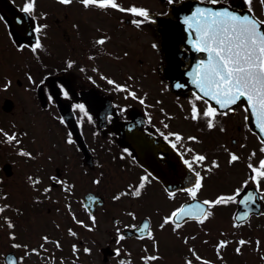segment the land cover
Listing matches in <instances>:
<instances>
[{
	"label": "flooded vegetation",
	"instance_id": "af4514ba",
	"mask_svg": "<svg viewBox=\"0 0 264 264\" xmlns=\"http://www.w3.org/2000/svg\"><path fill=\"white\" fill-rule=\"evenodd\" d=\"M181 1L172 0L170 3L169 0H118L125 7L136 4L147 7L150 10L153 19H145L144 23L137 26L132 23V20L136 17L116 9L85 8L80 3V0H73V3L68 6L61 4L60 0H38L40 11H46L49 14L46 19L40 17V22L46 23L49 27L45 30L47 34L42 36L45 48L39 50V58L37 56L32 57L43 65V72L39 74L31 71V73L38 83L39 80L45 79L48 72H51V76H47L46 83L42 86L43 92L39 87L30 84L27 77L29 72L25 71L23 63H16L17 59L21 60V51L14 53L15 56L13 57L11 36L6 23L3 19H0V53L3 55V59H0V65L2 64L3 68L6 69L5 73L0 74V96H2L0 112L3 111L2 106L5 101V99L3 101V98L12 100L13 106L11 105V108L14 107V110L16 109L15 98L20 101V104L25 103L23 107H27L32 101H26L24 95L27 92H31L37 105L36 109L40 114V139L26 140L27 136L24 139L25 135H23L19 137L22 143L18 145V147H25L32 151L35 158L29 159L22 156L18 154L17 149L11 150L6 148V145L3 146L2 143L3 148H5L4 156L6 158L2 164H8L6 171L10 180H14L12 179L13 176H26L25 198L28 201L23 205L30 210L32 215L40 219L46 217L48 220V216L51 215V208L45 205L53 204L59 206L60 200L65 201V198L70 197L72 200L71 206L77 207L76 210L73 211L71 209V211L75 213L77 218L83 216L82 219H78L83 220L85 224H87L88 219V224L91 225V228L87 229L85 226L75 224L69 210H66V217L70 216L71 221L65 220L66 226L48 228L49 233L68 236L67 230L72 228L76 233L83 232L87 237V231L92 234L102 223V221L99 222L98 215L104 214L110 218L104 219L105 225L110 226L104 229V236H107L108 239L103 245L96 241L99 254H92V251L90 253L85 252V257L88 259L87 264H111L112 261L114 264H119V261L123 260L121 255L125 250L129 251L127 244L141 239L135 236L125 237L118 243L116 229L120 228L121 232H124L125 229H129L128 225H137L146 217L152 228L156 221L150 216L153 213L147 210L144 213H140L137 205L139 203H143V206L148 204L151 195H155V192L162 194L164 200L170 204L166 211H162L159 207L155 208V214L161 219L165 215H169L174 208L191 198L184 191H175V187H172L175 188V198L170 197L168 193L171 189H167L162 180L157 177L158 175L167 177L170 182L169 187L173 186L168 174H171L172 168L176 170L180 163L181 168L185 166L180 157V152L184 151L180 147L181 143L185 146H191L198 152L205 153L207 155L206 163H210L212 159H218L220 167L214 168L212 171L197 166V169L204 175V192L210 186H215L213 189L216 188L214 189L215 193H212V198H215L219 193H225L226 190H230V193L233 192L237 187L235 186L237 181L239 180L240 184L250 175L248 168L249 157H251V162L257 166L259 165V160L264 158V151H261L264 148V144L259 141L248 126L245 127L247 125L246 112L241 105L234 108V114L229 112L227 116H218L219 123L214 128L209 129L203 119L197 122L185 118L190 112L189 98L195 95L194 92L176 94L170 91L166 81V73L164 72L168 66L166 53L174 64L181 69H184L190 63L193 53L184 43L179 41L170 43L167 50L161 46L160 33L163 30L161 20L175 21V15L184 11L180 6ZM2 3L0 1V4ZM23 3L24 0H19L20 6ZM43 4H48L49 8L45 9ZM260 11L262 12V8ZM100 36L109 37L102 46L95 43ZM154 43L157 47H153ZM126 53L127 55H125ZM49 56H52V63L58 66L53 68V64H48ZM196 56L198 59L202 58L201 53L196 52ZM69 58L76 61V64L71 68H68L66 64ZM13 61L15 62L13 63ZM85 61H87V85L81 82L82 79H85V74L75 69L78 65H84ZM6 65H8V68H6ZM45 65H47V68H45ZM12 66H16L21 72L12 73ZM57 69L59 70L57 71ZM97 69L98 71H96ZM101 73L116 79L118 82H126L130 85L132 80L129 81V76L134 77L133 81L140 80V78L146 81L147 89L144 91L139 87L137 92L138 95H143L145 92L148 94L147 103L141 104L131 98L126 99L122 92L116 90L113 85L103 79L100 75ZM89 76L94 79H88ZM56 78L59 79L56 80ZM9 79L11 80V86L8 89H4L2 86ZM155 80L159 82L158 84L154 83L155 86H158L157 91L169 94L170 99L165 101L164 97L152 94L153 90L148 83ZM59 83H65L66 88L69 90L74 89L77 93L92 88L103 96L109 97L114 103L119 120H127L131 110H138L145 119V130L155 137L164 139L161 133L167 131L183 133L184 139L177 144L180 152L173 149L165 139L149 140L146 143H139L136 140V149L140 155L148 158L149 169H146L136 159L131 148L122 141L115 140L114 135L106 127H97L94 119L88 120L84 113L72 109L71 105L73 103L80 102L75 99L78 95H72L70 92V97H64L59 94L57 92ZM110 88L112 89L111 91H109ZM150 91L151 95H149ZM49 93L53 95L54 102L46 100ZM59 102L66 103L71 107L83 140H76L73 137L74 143L69 144L66 142V134L69 129L66 123H61L58 119L61 116L57 104ZM197 102L201 109L208 104L206 100ZM125 104L128 107L121 113L118 106ZM180 105H183V107ZM161 109L165 111H161ZM23 110L26 111L28 109L23 108ZM149 116L152 117L151 122H149ZM107 117L106 122L108 124L111 118L108 119ZM1 122L2 115H0ZM165 123L169 125L168 129H164L163 125ZM221 127L225 130L222 131ZM5 129L8 128L5 127ZM22 132L26 133L25 131ZM190 135L199 137V140L188 141L187 137ZM169 139L172 138L169 137ZM124 148H128L130 154L122 155ZM225 148L237 152L240 159L233 164H229V152ZM253 150H255V155H253ZM189 154L186 152L185 156ZM133 156H135V160L132 158ZM20 167H23L21 175L17 174V172H20ZM237 171L240 172L237 175V180L232 179L230 184L227 183L228 179L225 182L220 179L224 174L230 173L232 175L233 173L236 174ZM145 172L152 173V177L150 182H146L141 197L124 195L117 200H113L112 197L116 193L123 192L126 189H124L123 184H120L119 188L109 194L104 193V188L108 187L109 182L122 180L121 182L123 183L125 177L126 186L129 183L134 186L137 185L139 177ZM87 174L91 177L89 179L90 188H87ZM30 175L33 178L36 176L42 178L36 185V188L40 189V191H36L28 181L27 177ZM52 175H57L61 179L67 178L70 185L74 184V188L70 192L64 190L62 184L49 179ZM98 176H100L99 184L94 183ZM212 176L219 179H213ZM15 180L16 182L20 181V179ZM10 182L13 183L12 181ZM49 184H52L53 188L50 194H44L42 190ZM247 188L254 187L250 183ZM88 194L90 196H87ZM37 195L41 196L40 202L34 199ZM93 196L98 197V199H90ZM108 196L110 197L108 198ZM123 197L129 201L130 206L125 208L123 206L124 210L118 216H115L114 212L111 213L110 207L107 208V205L121 209ZM198 198L200 197L198 196ZM238 199L239 197L237 201ZM237 201L228 204L236 206ZM261 205L262 211L259 218L264 222V202H261ZM44 209L46 212H43ZM133 212L136 214L135 217L130 214ZM90 214L96 216L97 220L95 223L91 221ZM117 220L120 221L119 224L116 223ZM54 223H56L55 226L59 224L58 220H54ZM117 247L121 248L119 255L115 253ZM8 252H12L15 255L16 264H25V259L21 261L19 258L21 256L26 257L24 254V252H27L26 249H8L6 253ZM89 257H92V263Z\"/></svg>",
	"mask_w": 264,
	"mask_h": 264
},
{
	"label": "snow or ice",
	"instance_id": "6c2138e0",
	"mask_svg": "<svg viewBox=\"0 0 264 264\" xmlns=\"http://www.w3.org/2000/svg\"><path fill=\"white\" fill-rule=\"evenodd\" d=\"M15 3V0H12ZM171 3L172 0H169ZM261 4L264 5V0H260ZM60 3L68 6L73 3V0H60ZM80 3L85 8H99L107 10L109 8L116 9L125 13L131 14L136 17L132 20L133 24L139 26L144 23V20H152L150 10L147 7L139 6L136 4L129 5L127 7L123 6L118 0H80ZM213 6H203L201 3H196L192 7L188 14L181 17L184 25L188 31V43L197 52L202 54V58L197 59L193 65L190 66V71L187 72V77L190 78L191 86H194L195 95L189 98L190 112L185 117L186 119H191L193 121H199L201 119L205 120L207 127L209 129L214 128L216 124L219 123L218 116H227L229 112H233L234 108L232 106L238 105L243 102L246 104V111L255 117L256 127L261 133H264V19L255 15L251 9L253 8L252 0H246V6L249 11L240 12L231 7L228 4V0H224L223 6H221V0H210ZM21 8V11L29 16L32 23L29 25L32 32V39L27 43H20L14 41L16 49L18 51H24L25 48L29 49L33 55L39 58V50L44 49L45 45L42 40V36L46 35V29L49 27L46 23L40 22V17L46 19L48 17V12L38 11L39 2L38 0H24L22 6L17 5ZM143 18V19H140ZM0 19H3L0 16ZM109 39L107 36H100L96 39L95 43L98 45H104V43ZM153 47H157L154 43ZM127 55V53L125 54ZM67 67L71 68L76 61L69 58L66 61ZM47 68V65H45ZM59 69H57L58 71ZM98 71V69L96 70ZM104 80H106L110 85H113L116 90L122 92L125 98H131L133 100L139 101L141 104L147 103V93L143 95H138L137 86L134 84L121 83L114 78H110L103 73L100 74ZM47 76H51V72L47 73ZM41 79L37 83L35 77L31 72L27 73L28 80L31 85L39 87L43 92V85L46 83V79ZM183 78V74H182ZM59 78H56L58 80ZM88 79L93 80L94 78L89 76ZM129 80H133L134 77L129 76ZM11 86V80H7L3 84L4 89H8ZM182 85L179 80H177L175 87L181 88ZM112 89L110 88L109 91ZM57 92L62 94L64 97H70L71 93L68 88L65 87V83H59ZM210 98L211 101L215 102V106L212 103H208L207 106L201 109L198 106L197 101H205ZM47 101L54 102L53 95L51 93L46 97ZM158 103H160L158 101ZM183 107V105H180ZM72 109L79 110L84 113L88 120H93L92 114L88 111L85 103H73L71 105ZM121 113L124 109L128 107L127 104L118 106ZM227 109L228 111H224ZM161 111H165L161 109ZM112 113L108 114V119H110ZM126 118V117H125ZM61 123H65V117L61 115L58 117ZM149 122H151L152 117H148ZM247 119V116L245 117ZM164 129H168L169 125L165 123L163 125ZM247 127V125H245ZM221 130H225L221 127ZM0 134L5 138L4 143L9 145L18 146L22 143L20 136L26 133L20 132H10L5 130V128L0 127ZM163 138L172 146L180 152L177 148L178 142L184 139V135L181 132H162ZM171 137L172 139H169ZM188 141H197L199 137L188 136ZM66 142L69 144L74 143V138L71 132L66 134ZM261 143L264 144V137L261 138ZM180 147L184 149L180 152V157L182 158L183 164L186 169L189 170V177L187 178L188 187L178 188L175 191H184L190 197L192 202H185L180 204L178 207L174 208L169 215L163 217L162 222L159 224V228L163 230L169 223L173 226V231H177L181 228L182 223H186L185 218H194L199 223L203 224L207 218L212 216L214 213L211 211V206L219 204H228L231 202H236L237 198L243 194L242 198L239 199V204L244 205L245 208L251 210L252 205H254L259 199L264 202V158L259 160V165H255L251 162V157H249L248 168L250 170V175L244 179L240 186H237L235 190L231 193H219L215 198H205L200 200L198 198V192L203 188L204 175L197 169V166L208 171H212L214 168H219L220 164L218 159H212L210 163H206L207 155L202 152L196 151L191 146H185L183 143ZM229 152L228 163L233 164L240 159L237 152L225 148ZM18 154L28 157L29 159H34V153L25 147L17 148ZM264 151V148L261 149ZM190 153L185 156V153ZM123 154H130L128 148L123 149ZM253 155H255V150H253ZM135 160V156L132 157ZM49 159H51L49 157ZM102 175V174H101ZM152 173L145 172L139 177L138 184L133 185L129 183L123 192L116 193L112 198L117 200L124 195H131L133 197H141L142 190L146 186V182H150ZM28 181L36 191L40 189L36 188L38 182L41 181L40 176L33 178L31 175L27 177ZM49 179L53 182H58L62 184L63 189L71 191L74 188V184H69L67 178L61 179L57 175H52ZM3 182V178L0 177V183ZM94 183H100V176L96 178ZM252 184L256 191L248 190L247 186ZM53 188L52 184L43 188L44 194H50ZM131 190V191H129ZM260 193L258 196L257 193ZM169 196L175 198V192L169 191ZM7 193H3L4 197H7ZM50 198V196H49ZM37 202L41 201V196L37 195L34 197ZM70 199V197H68ZM92 200L98 199V197H90ZM9 205H0V213H3ZM72 218L77 223L91 228L90 224H85L83 220H79L75 213L71 212V204L67 205ZM135 217V213H130ZM249 215L248 211H240L238 216L234 219H241ZM8 226L10 228L14 227L11 219L5 217ZM90 219L93 223L96 222L97 218L94 214H90ZM117 224L120 223L119 220L116 221ZM59 226V225H58ZM235 226V225H234ZM127 227L137 230L142 236L147 237L155 241V235L150 227L149 221L146 219L140 225L132 224ZM68 234L72 236H77L72 228H68ZM117 232V242L123 240L126 233L121 232L120 228L116 229ZM9 235L15 241L16 233L10 232ZM43 241L48 242L50 237L44 235L42 237ZM188 237H184L185 243H187ZM57 247H61V242L56 240L54 242ZM230 241L228 239L221 238L216 244V251L220 254L222 248L226 247ZM250 243L246 241L243 237L238 241V246L235 249L236 252H241V246ZM257 250L264 252V248L261 247L262 241L260 238L256 239ZM14 247H24L29 248V245L15 244ZM45 245L42 243L38 248H30L31 253H38L40 250L44 249ZM158 249V245H157ZM72 250L74 253L78 251V246L76 244L72 245ZM85 252L90 253V248H85ZM196 259L203 260L194 248L189 250ZM146 254L141 257L143 261L155 262L159 259L157 254H147V245H145ZM115 253L119 255L121 253V248L117 247ZM21 261L24 259L23 256L19 258ZM12 264H16L15 258L12 260ZM119 264H132L131 260H120ZM185 264H193V259L186 257ZM211 264V262H207Z\"/></svg>",
	"mask_w": 264,
	"mask_h": 264
},
{
	"label": "rangeland",
	"instance_id": "374dc122",
	"mask_svg": "<svg viewBox=\"0 0 264 264\" xmlns=\"http://www.w3.org/2000/svg\"><path fill=\"white\" fill-rule=\"evenodd\" d=\"M228 2H230V4L232 5L246 4V0H228ZM252 3H253V7L256 8L257 7L256 1L252 0ZM43 6L45 7V9L49 8L48 4H43ZM38 10L40 11V9ZM0 59H3V55L1 53H0ZM48 60H49L48 64H53V68L55 66H58L52 63L53 61L52 56ZM21 61L23 63L22 65L25 71L28 72L33 71L42 74L43 65L38 63L37 61H34L32 59V54L29 51L27 52L23 51L21 53ZM75 69L76 71H78L77 66ZM3 73H5V70L0 68V74ZM82 73L85 74V79H82L81 82L87 85V61L84 62V65L82 67ZM145 82L146 81H143L140 78V80H136V81L132 80L131 84L136 85L137 88L141 87V89L145 91L147 89ZM154 83L157 84L158 81L155 80ZM152 88L157 94L164 97L165 101L167 99H170L169 94H163L157 91V89L154 87L153 84H152ZM149 95H151V91L149 92ZM24 96L26 101L31 100L32 103L27 107H23L25 103L20 104L19 103L20 101L17 98H15L16 109L10 115L2 116L3 119L2 122L0 123L1 127L3 128L6 127L8 129L5 130L17 132L18 134L21 131H25L27 134H25L24 139L27 136L26 140H39L40 114L39 111H37L36 109L37 105L34 102V95L31 92H27L26 95ZM1 99L2 96H0V100ZM23 108L28 110L25 111L23 110ZM6 148H10L12 150V149H17L18 146L14 147V146H8L6 144ZM4 152H5V148L2 147V149L0 150V163L3 162L1 159L4 158L3 155ZM19 170L20 172H17V174L21 175V171L23 170V167L22 168L20 167ZM238 174H240L239 171H237L236 174L233 173L232 175L230 173L224 174L220 179H222V182H225L228 179L227 183L230 184L232 179H236L238 177L237 176ZM0 176L3 178V182H2L3 190L0 196V201L2 204L9 205V207L5 209L4 212L0 215V256H1V253L7 251L9 247V240L7 239L8 230L5 228L6 220H4L8 214V210L9 208L15 209V207L25 204V202H27L28 200L25 198L26 176L23 177L13 176L12 179L14 180L5 178L3 174H0ZM90 178L91 177H89L87 174V188L91 187V184L89 183ZM212 178L219 179L218 177L215 176H212ZM15 179L18 180L20 179V181L16 182ZM10 181H12L13 183H11ZM121 181L122 180L117 182H109L108 187L104 188V193L106 192L109 194L113 192L114 190L120 187V184H123L125 189L127 187L125 185L126 177L123 180V183ZM240 184L238 180L235 186H238ZM213 187L210 186L209 188H206L205 192H204V188H202V190L198 192V196L202 199L204 197L212 198L213 197L212 193L214 194L215 193L214 189H216V188L213 189ZM226 192L230 193V190H226ZM3 193H7L8 194L7 197H4ZM27 194L30 195L29 192H27ZM109 197L110 196H108V198ZM65 201L60 200L58 203L59 206L53 204L45 205L51 208L50 210L51 215L48 216V220L46 217H44L47 226L58 227L59 225V227L60 226L62 227L63 225L66 226L65 220L68 222L71 221L70 216L66 217L65 211L69 210L67 208V205L71 203L72 200L71 198L70 199L65 198ZM121 201H122L121 209L112 208L109 204L107 205V208L110 207V210H112L111 213L114 212L115 216H118V214L122 210H124L125 207L130 206L129 201L125 200L124 197L122 198ZM222 206L224 205H217V206L215 205L213 209H211V211L214 214L209 218H207L203 224L186 223L183 226H181V228L177 231H173V226L171 223H169L163 230H161L159 228L160 222L159 221H158L159 223L156 222L154 226L155 241H153L152 239H148L140 243L137 241L129 242L127 244V248L129 249L132 256L129 257L127 260H131L132 264H149V262L143 261L141 259V257L146 254L145 245H147V254H157L158 252V255H161L162 258V260L157 259L155 262H151V264H185L186 257L193 259V263L197 262L196 258L189 251L192 248H194L196 253H199L201 257L203 256L202 258H204V260L211 262V264H264V252L257 250L255 243L256 239L260 238V240L262 241L261 247L264 248L263 221L261 219L257 220L255 217H252L245 224L236 225L232 219L235 206H233L232 204H226V208H222V210H219ZM137 207L140 209V213H144L145 210H147L153 213L150 214L152 218L158 220L160 218L158 215L155 214V208L159 207L162 211H166L170 207V204L164 200V196L162 194H158L157 192H155V195L153 194L151 195V199L149 200L148 204L143 206V203H139ZM71 209L74 211L77 209V207L74 208V206H71ZM16 210L17 209H15V211ZM43 212H46L45 209ZM13 214L15 216L14 222L16 223L17 220V224L19 225L20 231L22 228L24 237L26 238L27 241H29L30 234L24 232V227L28 224V222H32V220L34 219L33 216L28 215L27 218L30 219V221L24 223V219L22 218V215L17 216L16 212H14ZM82 217L83 216H80L78 218L82 219ZM97 218L99 222L102 221V223H100L96 231L92 232V234L88 233L87 231V237H85L83 232L82 234L80 232V234L77 235V238L82 240V245H83L81 248L80 246H78L79 250L77 252L83 254L82 250L85 248L87 244L88 248L91 249L92 254H99L96 241H99L100 245L106 243L108 237L104 236V229L109 228L110 226L105 225L104 219L105 218L110 219V218L104 214L98 215ZM54 220H58L59 224L57 226H55V224L53 223ZM87 224H88V219H87ZM184 237H188L187 243H185ZM241 237H243L246 241H250V243H246L242 245L241 246L242 251L238 253L236 252L235 249L237 248L238 241L240 240ZM221 238L228 239L230 243L222 249V254L224 252L226 254L220 257L219 258L220 261H218V259L214 260V257L211 253V249H209V246H211V244H214L215 242H218L217 240H220ZM92 240H94L95 242ZM204 240H206V242H204ZM213 240L215 242L212 243L211 241ZM21 243H25V241H22ZM157 245H158V249H157ZM33 246H36V244H33ZM89 259L91 260L92 263V257H89ZM58 261L60 264H74L71 260L67 261L63 256L60 257ZM64 261H66V263ZM87 261L88 259L84 255H82V257L79 258V261L76 264H87ZM111 264H114V262L112 261Z\"/></svg>",
	"mask_w": 264,
	"mask_h": 264
},
{
	"label": "water",
	"instance_id": "95a60500",
	"mask_svg": "<svg viewBox=\"0 0 264 264\" xmlns=\"http://www.w3.org/2000/svg\"><path fill=\"white\" fill-rule=\"evenodd\" d=\"M196 3H199V2H197V1H187V2L184 3V7H185V9L189 10L192 7H194ZM202 5L203 6H213V5H204V4H202ZM221 6H223V4H221ZM1 12H4V10L2 9ZM243 12H246V11H242V13ZM7 16H8V22H9V25H10L11 33L14 35L15 39L18 41V36L20 35V32L18 30V26L19 25H17L15 23V17L17 16V11L14 9V7H12L11 13H9V11H8V15ZM179 26L177 27V31L179 33L177 38H179L180 40H183L181 28H179ZM163 40H164V43H165V41H167V38L165 37V35H164V39ZM188 71H190V68L186 72L185 71L179 72L177 70H169V78H170V82H171L172 88L174 90H181V89H184V90L185 89H187V90L188 89H193V90H195L194 86H191V84H190V78L187 77V72ZM182 74H183V78H182ZM177 80H179L180 83L182 85H185V86L181 87V88L175 87V84H176ZM83 99H84L86 105H88V107H89V109L91 111L93 110L92 107H94V105L98 104L97 101H95V102H87V95H85V97ZM245 106H246V104H245ZM92 113H94V115H97L96 111H94V110L92 111ZM249 115L250 116H249L248 122H249L250 127L258 133L260 138L264 137V133H261L259 131V129L256 127L255 117L253 115H251L250 113H249ZM98 120L100 121V118H98ZM69 126H70L73 134L76 137H79L77 132H76V130H75V128H74V125L69 122ZM111 129L116 134H118V136H119L118 140H153L152 137H150L148 134L143 132V130H142V121L136 115L135 116H131V121L129 123H127V124L114 123L113 126L111 127ZM128 146H130L131 149L135 152L136 145L134 143H130V144H128ZM139 160L141 162H144V160L141 159V158ZM189 175H188V177H189ZM240 211H248L249 212V209L245 208L244 205L240 204V209L237 212L236 216H238V213ZM249 214H250V212H249ZM245 218L246 217L241 218V219H237V220L239 221V220H243Z\"/></svg>",
	"mask_w": 264,
	"mask_h": 264
}]
</instances>
